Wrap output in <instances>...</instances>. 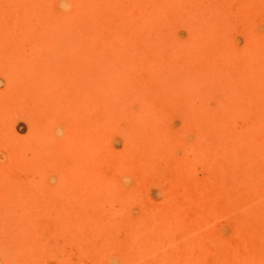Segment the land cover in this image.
I'll return each instance as SVG.
<instances>
[{"label":"rangeland","instance_id":"obj_1","mask_svg":"<svg viewBox=\"0 0 264 264\" xmlns=\"http://www.w3.org/2000/svg\"><path fill=\"white\" fill-rule=\"evenodd\" d=\"M0 105V264H264V0H0Z\"/></svg>","mask_w":264,"mask_h":264},{"label":"bare ground","instance_id":"obj_2","mask_svg":"<svg viewBox=\"0 0 264 264\" xmlns=\"http://www.w3.org/2000/svg\"><path fill=\"white\" fill-rule=\"evenodd\" d=\"M254 44H255V43H254ZM251 45H252V44H251ZM255 47H256V46H255ZM2 49H3V48H2ZM5 51H6V49H5ZM253 55H254V54H253ZM11 62H12V61H11ZM22 62H23V61H22ZM257 62H258V61H257ZM259 62H260V61H259ZM259 62H258V63H259ZM247 63H248V62H247ZM258 63H257V64H258ZM249 65H250V64H249ZM247 66H248V65H247ZM256 66H257V65H256ZM233 68H234V67H233ZM233 68H232V69H233ZM232 69H230V70H232ZM233 70H234V69H233ZM235 72H236V71H235ZM19 74H20V73H19ZM230 74H231V73H230ZM231 77H232V76H231ZM231 77H230V78H231ZM27 81H28V80H27ZM46 81H47V79H46ZM232 81H233V80H232ZM232 81H231V82H232ZM40 82H41V81H40ZM32 83H33V82H32ZM41 83H42V82H41ZM47 83H48V82H47ZM94 84H95V83H94ZM28 85H29V84H28ZM70 85H71V84H70ZM46 89H47V88H46ZM87 89H88V87H87ZM12 90H13V89H12ZM47 91H48V90H47ZM66 91H67V90H66ZM24 92H25V91H24ZM31 92H32V91H31ZM31 92H30V93H31ZM102 93H103V92H102ZM89 95H90V94H89ZM48 97H49V96H48ZM26 99H27V98H26ZM45 100H46V99H45ZM87 101H88V100H87ZM70 102H71V101H70ZM89 102H90V100H89ZM77 104H78V103H77ZM0 106H1V105H0ZM6 106H7V105H6ZM108 106H109V105H108ZM62 109H63V108H62ZM94 109H95V108H94ZM94 109H93V110H94ZM68 110H69V109H68ZM68 110H67V111H68ZM74 111H75V110H74ZM62 112H63V111H62ZM63 113H64V112H63ZM3 114H4V113H3ZM90 114H91V113H90ZM64 115H65V114H64ZM20 120L23 121V118L21 117ZM82 125H83V124H82ZM138 223H139V222H138ZM141 226H143V224H142ZM130 227L132 228V226H130ZM126 231H128V230H126ZM22 239H23V238H22ZM125 240H126V239H125ZM67 255H68V254H67ZM16 259H17V257H16ZM6 262H7V261H6Z\"/></svg>","mask_w":264,"mask_h":264}]
</instances>
